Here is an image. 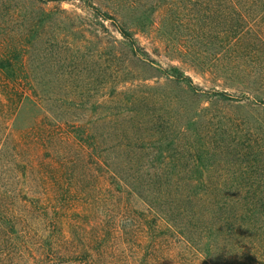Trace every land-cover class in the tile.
Returning <instances> with one entry per match:
<instances>
[{
    "label": "rangeland",
    "instance_id": "obj_1",
    "mask_svg": "<svg viewBox=\"0 0 264 264\" xmlns=\"http://www.w3.org/2000/svg\"><path fill=\"white\" fill-rule=\"evenodd\" d=\"M253 1L0 0V47L21 50L27 93L0 98V264H264ZM148 206L174 228L153 254L115 232ZM65 231L74 245H39ZM243 247L258 254L235 258Z\"/></svg>",
    "mask_w": 264,
    "mask_h": 264
},
{
    "label": "trees",
    "instance_id": "obj_2",
    "mask_svg": "<svg viewBox=\"0 0 264 264\" xmlns=\"http://www.w3.org/2000/svg\"><path fill=\"white\" fill-rule=\"evenodd\" d=\"M38 3L46 4L48 1L52 0H35ZM54 1V0H53ZM59 1V0H57ZM228 4L233 3L234 0H224ZM253 4L262 3L264 6V0H254L252 2ZM108 19H112L111 17H107ZM119 33L123 36L125 41L127 42V45L132 49L135 50L138 47V41L135 37V35H132L131 32L127 28H120ZM246 33L243 32L239 36V38L244 37ZM21 50H19L17 47L10 48L9 46L2 45L0 47V86L2 85V88L5 89V93H0V98L5 99V102L7 103H13L17 100L20 101L25 96L26 91L25 89L23 91H20L18 88L19 85H24V74L25 69L23 65V55H21ZM173 74H170L169 76L173 78L175 81H179L180 78H182L184 75H181L180 70L177 68H173ZM184 80H189V77H183ZM191 80V79H190ZM2 92V91H1ZM72 144H77V137H73ZM2 208V205H0ZM149 212L142 213V217H138L135 214H131L129 211L123 212V215L120 216V219L118 220V226L115 228L116 232V238H123L124 242L128 238L129 243L134 244V239H143L147 238L149 239L148 244H146V251L151 252V254L158 253V250L160 249L161 245H168L169 237L173 231L172 226H168V222L160 215L159 213H156V215H152L153 210L150 206ZM2 214V212H1ZM3 218V217H2ZM255 218V217H253ZM252 217H249L246 220L250 223L252 220H254ZM5 219V218H3ZM233 227V226H232ZM224 228L229 232H232V230L229 228L228 223ZM162 229L166 230L167 238L161 237V235H157L156 233L161 231ZM234 229V228H233ZM180 232V231H179ZM178 234H182L181 232ZM63 233V234H62ZM60 235H58L57 239H45V241L40 242L39 245H74L73 241L74 239L71 237V233L68 231L62 232ZM135 236V238H134ZM174 237V236H173ZM96 241L102 243L103 239L102 236H96ZM175 238V239H174ZM170 239V242L172 245H182L185 250H189L188 245L191 247H194L189 239H177V237H174ZM176 240H179L180 242H177ZM187 242V243H186ZM157 245V248H156ZM187 246V247H186ZM239 246V245H237ZM247 248V249H246ZM245 249V250H244ZM206 256L211 258L210 251L206 252ZM258 253H255L254 249H250L249 247H243L242 252L240 254H236V257H240L241 259L243 257L247 259H254L255 255ZM180 264V263H178ZM216 264H228L227 262H218Z\"/></svg>",
    "mask_w": 264,
    "mask_h": 264
}]
</instances>
